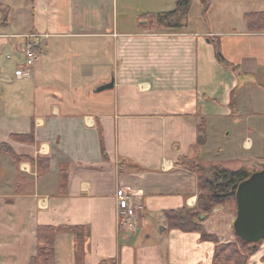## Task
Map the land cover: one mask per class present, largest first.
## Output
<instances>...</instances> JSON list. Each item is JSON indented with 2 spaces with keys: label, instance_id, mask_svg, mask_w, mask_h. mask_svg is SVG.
Listing matches in <instances>:
<instances>
[{
  "label": "crops",
  "instance_id": "1",
  "mask_svg": "<svg viewBox=\"0 0 264 264\" xmlns=\"http://www.w3.org/2000/svg\"><path fill=\"white\" fill-rule=\"evenodd\" d=\"M176 1L0 0V264H29L47 225L86 228L80 247L55 235L54 264H213L216 243L165 212L196 204L183 157L264 167V30L244 19L264 0L232 25L211 21L228 0H209L205 19L202 5L179 31L150 30L144 16ZM37 32L48 37L28 69ZM124 193L142 206L135 228L117 223ZM234 217L220 207L202 225L235 242ZM246 264H264V240Z\"/></svg>",
  "mask_w": 264,
  "mask_h": 264
},
{
  "label": "trees",
  "instance_id": "2",
  "mask_svg": "<svg viewBox=\"0 0 264 264\" xmlns=\"http://www.w3.org/2000/svg\"><path fill=\"white\" fill-rule=\"evenodd\" d=\"M191 6L192 0H177L173 10L148 13L144 16V20L149 27L156 24L159 27L179 30L188 21ZM206 12L205 7L202 15L204 19ZM244 19L249 30H264V12L245 13ZM215 54L218 61L227 64L218 45ZM6 151L11 152L8 148ZM179 163L197 173L198 195L193 207H182L165 212L168 227L186 232L196 231L199 232L202 240L215 242L213 264H246L248 256L254 251L251 244L241 241L238 237L235 242L217 243L216 235L208 233L202 221L216 209L235 203L238 184L247 179L252 172L245 167L232 170L211 162L202 163L198 155L183 157ZM63 230L74 234L77 247L82 246L87 238L84 226H40L37 231L39 250L29 264H54V237Z\"/></svg>",
  "mask_w": 264,
  "mask_h": 264
},
{
  "label": "water",
  "instance_id": "3",
  "mask_svg": "<svg viewBox=\"0 0 264 264\" xmlns=\"http://www.w3.org/2000/svg\"><path fill=\"white\" fill-rule=\"evenodd\" d=\"M112 86L113 82L98 87L97 91ZM235 207L234 234L255 248L264 240V169L252 172L238 184L235 191Z\"/></svg>",
  "mask_w": 264,
  "mask_h": 264
},
{
  "label": "rangeland",
  "instance_id": "4",
  "mask_svg": "<svg viewBox=\"0 0 264 264\" xmlns=\"http://www.w3.org/2000/svg\"><path fill=\"white\" fill-rule=\"evenodd\" d=\"M261 1L262 0H228V5H225V6H223L224 1H218V3H221V5L220 6H215V9L213 10L214 13L212 12V20L211 21L215 25L220 24V25L224 26L225 24H223L221 22H222V19H223L224 14L226 13L227 15H231L232 16V18L230 20L231 25H232L233 20L239 22L240 17L242 16V13L243 12L257 10L258 9L257 7H259L258 6V3L261 2ZM208 2H209V0H192V7H191V10H190L189 15L190 14H193L194 17H195V15H197L198 13H200V10L202 8V5H203V9H204L208 5ZM219 7H221V10L220 11H218L219 10L218 9ZM201 16H202V14H201ZM143 19H145V18H143ZM203 19H204V17H203ZM146 25H147V23H146ZM237 26H238V23L236 24V27ZM226 27H227V24H226ZM181 28H183V27H181ZM149 29L152 30V31H160V32H162V31H168V30H171V31H179V30H175V29H172V28L161 27V26L159 27L156 24L153 25L152 27L150 26ZM177 29H179V28H177ZM36 34H38V38L41 39V44L39 45V48H38L39 53H40L41 50H42L43 42L46 39V37H48V35H46V34H40L38 32ZM22 54H23V49H22ZM38 58H39V55H38ZM34 65H35V63H34ZM33 66H32V68H33ZM254 160H256V159H254ZM261 160H262V163L264 164V156L261 157V158H257L256 161H261ZM239 168H242V166H239L236 169H239ZM262 169H264V167ZM262 169L258 168V170H256V171H259V170H262ZM229 207H231L232 211L236 213V207H235V203L234 202L233 203H230V204H228V205H226L225 207H222V208H229ZM124 228H127L128 229V227H124Z\"/></svg>",
  "mask_w": 264,
  "mask_h": 264
},
{
  "label": "built area",
  "instance_id": "5",
  "mask_svg": "<svg viewBox=\"0 0 264 264\" xmlns=\"http://www.w3.org/2000/svg\"><path fill=\"white\" fill-rule=\"evenodd\" d=\"M25 44L23 46V57L24 64L29 69L32 68L34 63L38 59L39 55V45L41 44V39L38 38V34L29 33L25 36ZM118 200V225L119 227L135 228L136 221L138 218V213L142 209L141 204L135 201V199L130 194H119L117 196Z\"/></svg>",
  "mask_w": 264,
  "mask_h": 264
}]
</instances>
